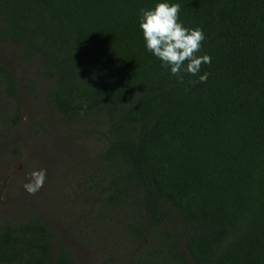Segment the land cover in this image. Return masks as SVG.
Returning <instances> with one entry per match:
<instances>
[{
	"label": "trees",
	"instance_id": "trees-1",
	"mask_svg": "<svg viewBox=\"0 0 264 264\" xmlns=\"http://www.w3.org/2000/svg\"><path fill=\"white\" fill-rule=\"evenodd\" d=\"M160 2L204 33L196 55L211 63L195 76L185 61L179 79L146 48L141 10ZM4 45L17 66L38 64L22 79L41 107L34 136L57 123L97 133L70 221L101 239L98 264H264V0H0ZM24 101L0 61L10 144ZM0 264L76 263L29 213L0 224Z\"/></svg>",
	"mask_w": 264,
	"mask_h": 264
},
{
	"label": "rangeland",
	"instance_id": "rangeland-1",
	"mask_svg": "<svg viewBox=\"0 0 264 264\" xmlns=\"http://www.w3.org/2000/svg\"><path fill=\"white\" fill-rule=\"evenodd\" d=\"M14 52V46H0V61L18 75L20 93L25 100V121L18 125L15 137L11 136L13 145L17 147L16 154L12 153V143L0 138V224L12 217L37 213L70 248L76 264H98L104 254L101 239L97 235L83 237L89 230L75 232L70 221V218H76L79 209L75 191L79 194L78 184L83 181L88 157H93L99 147L95 138L97 133L84 129L89 128L91 123L81 124L82 131L77 125L69 128L57 123L55 130H59L55 132L58 134L34 136L30 125L40 117L30 116H42L41 107L37 106V100L32 95L23 92L22 79L28 76V71L34 74L38 64L31 68L19 67ZM33 77L36 83L41 82L36 75ZM45 126L49 129L47 124ZM69 136L70 141L66 143L65 139ZM63 139L65 142H62ZM40 169L46 170L44 185L31 195L23 185L28 182L32 171Z\"/></svg>",
	"mask_w": 264,
	"mask_h": 264
},
{
	"label": "clouds",
	"instance_id": "clouds-1",
	"mask_svg": "<svg viewBox=\"0 0 264 264\" xmlns=\"http://www.w3.org/2000/svg\"><path fill=\"white\" fill-rule=\"evenodd\" d=\"M179 12L178 3H157L153 9L141 10L139 27L147 50L162 62L164 68H170L173 75L183 80L180 72L185 61L188 62L185 71L195 76L202 64L211 63V57L196 55L200 51L204 33L199 28L184 27L179 22ZM199 80L206 81L207 73ZM45 179L46 170H34L23 187L27 193L34 195L43 187Z\"/></svg>",
	"mask_w": 264,
	"mask_h": 264
}]
</instances>
